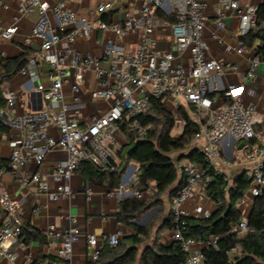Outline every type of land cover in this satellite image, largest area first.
I'll list each match as a JSON object with an SVG mask.
<instances>
[{"label":"built area","instance_id":"2783aa9c","mask_svg":"<svg viewBox=\"0 0 264 264\" xmlns=\"http://www.w3.org/2000/svg\"><path fill=\"white\" fill-rule=\"evenodd\" d=\"M68 1L16 0L11 21H0V40L11 42L18 35L21 20L27 15L36 16L30 36L23 43L29 45L32 39H37L39 52L27 58L17 74L31 78L23 84L25 88L36 82L35 89L45 101L37 111L14 116L17 94L4 92L6 107L0 110V124L20 134V142L11 149L5 171L21 186H34L36 194H49L54 202L69 201L75 197L70 183L79 162H90L102 170L113 169L114 151L130 143L123 126L129 124L138 137H144L151 126L143 127L139 118L148 114L151 100H160L164 108L177 113L183 108L190 115V122L198 126L192 143L214 174H221L215 163L220 159L222 142L229 138L235 144H243L241 151L247 165L243 174L251 182L237 207L245 199L253 203L264 192V147L260 145L262 135L258 132L264 117L247 99L256 96L249 85L255 82L261 61L255 49L247 47L241 39L254 28L258 5H242L237 0L224 2L221 8L213 10L215 20L206 36L208 19L201 0H131L133 5L117 21L103 19L112 9L110 1L100 2L85 16L71 9ZM2 7L9 8L7 4ZM228 11L236 19L232 31L226 24ZM158 28L169 31L174 51L158 49L155 39ZM98 31L108 34L98 43L101 56L83 55L76 50L79 41ZM127 38L134 39L133 46ZM209 41L229 57L245 60L246 70L241 71L236 62L213 58ZM0 59H6L2 50ZM40 65L46 68L43 77L48 86L39 74ZM90 72L93 86L85 90ZM66 87L70 93L68 100ZM53 151H62L66 157L55 164L47 177L36 170L18 175L25 167L41 166ZM175 167L185 184L170 205L169 239L180 245L186 256L185 264H204L205 244L183 235L189 216L185 205L197 187L202 196L206 195L212 176L197 162L185 160ZM3 173L0 169V175ZM136 173L137 165L128 163L121 173L119 188L110 191L108 197L116 201L129 196L138 200L152 197L154 184L145 191H126L135 184ZM224 180L228 183L225 176ZM84 194L90 201L92 189L86 187ZM0 212V264H31L33 256L22 236L20 203L1 187ZM65 218L68 221L65 230L48 224L44 235L49 247L58 242L56 254L66 261L71 259L73 247L83 236L89 248V262L98 264L104 245L115 247L124 235L120 222L112 234L83 235L78 217L68 214ZM249 231L248 216L242 215L229 233L245 235ZM217 241L213 237L206 245L216 248Z\"/></svg>","mask_w":264,"mask_h":264},{"label":"trees","instance_id":"16d2710c","mask_svg":"<svg viewBox=\"0 0 264 264\" xmlns=\"http://www.w3.org/2000/svg\"><path fill=\"white\" fill-rule=\"evenodd\" d=\"M256 17L254 28L241 42L254 48L261 63H264V3L258 5ZM25 62L26 59L22 57L13 60L0 59V110L6 107V99L1 90L2 82L16 76ZM179 114L184 127L182 134L174 138L170 135L174 127L173 116L165 110L160 100H151L148 114L139 118L143 127L151 126V129L140 138L130 129L129 124L123 126L130 143L114 151L113 169L102 170L90 162H79L76 171L84 179L93 184L104 185L110 190L119 188L121 173L130 162L137 165L136 181L132 186L134 190L145 191L150 184L155 186V193L148 202L144 203L132 196L118 201L117 221L124 226H131L134 233L118 239L115 247L106 243L98 264H185L186 256L180 245L167 241L160 243L158 239L147 244L152 226L139 228L130 223L145 214L151 206L161 204L166 196L172 203L185 184L175 165L185 160L202 164L205 171L212 176L205 191L216 205L215 212L208 218L188 216L183 229L184 237L205 244L202 249L204 264H264V192L253 202L248 216L249 233L230 234L231 226L240 219L237 204L247 193L251 181L242 174L229 185L223 174H214L192 143L198 126L190 122V115L183 108H180ZM6 132L8 129L0 124V134ZM173 153H178L175 160L171 157ZM1 218L0 212V221ZM163 226L170 228V211ZM22 236L27 245L35 240L45 242L43 233L24 223ZM213 237L218 238L216 248L206 245ZM141 247L142 252L138 256ZM232 249H235L234 253L231 252Z\"/></svg>","mask_w":264,"mask_h":264},{"label":"crops","instance_id":"0c3cea01","mask_svg":"<svg viewBox=\"0 0 264 264\" xmlns=\"http://www.w3.org/2000/svg\"><path fill=\"white\" fill-rule=\"evenodd\" d=\"M47 1L49 3H54L57 0ZM102 1H110L112 3V9L110 12L103 16V19H106L107 21L121 20L123 12L133 5L131 0H69L68 6L79 15L85 16L93 11ZM201 1L206 5L205 14L208 21L205 35L208 36V32L212 29L215 20L213 10L221 8L222 4L228 0ZM237 1L242 5H260L264 3V0ZM3 4L9 6L8 10L3 9ZM135 6H137V4H135ZM15 8L16 0H0V21L9 23L15 13ZM35 20V15L25 16L20 22L18 35L13 41L8 42L0 40V50L5 53L6 59L13 60L21 57L27 59L39 52V41L37 39H32L29 45L23 43L24 38L30 36V29ZM226 24L229 31H232L236 25V19L230 11H228L226 15ZM107 36V33L98 31L94 33L91 38L79 41L76 45V50L83 55L90 54L101 56L102 49L98 43ZM155 39L158 42V49L174 51V47L170 44L169 31L167 29L158 28L155 32ZM127 42H129L131 46L134 45V39L127 38ZM209 45L211 47V56L213 58L222 59L227 62H236L241 71L246 70L247 63L245 60L229 57L224 53L221 47L217 48L212 41H209ZM45 69L46 68L43 65H40L39 74L42 76V81L48 86V81L43 77ZM0 73H2L1 67ZM28 80H31V78L22 77L16 74V76L1 84L3 95H5L4 92H6V90L17 94V100L12 109V114L14 116H19L29 111H37L45 104L40 93L35 89L36 82L28 83L26 88L23 86ZM92 86L93 74L90 72L86 76L84 88L85 90H89ZM249 86L255 90L256 96L248 97L247 100L252 101L257 112L264 117V69H262L261 66H259L257 70L255 82ZM64 92L66 96L65 98L68 100L70 95L69 89L66 87ZM258 132L262 135V142L260 145L264 147V124L258 128ZM51 133L54 134L55 132L51 131ZM19 142L20 134L16 131H8L0 136V169L4 171V173L0 175V187L2 190L7 191L15 201L20 203V217L22 223L28 224L32 229L37 230L44 235L45 228L48 224H53L57 229L65 230L68 227V221L65 216L70 214L79 218V227L83 235L86 233H92L97 236L108 235L117 230L118 221L116 214L118 212V201L108 197V193L112 190L104 185L91 183L84 179L78 171L73 174L70 183L71 189L75 193V197L69 201L61 200L54 202L49 194H36L34 186L23 187L18 184L15 177L10 172L5 171V168L11 149L18 145ZM240 144L241 143L235 144L234 141L229 138L225 139L220 146V159L215 163L220 173L228 179L229 185L233 184V181L244 173L247 166L244 153L241 151V148H239ZM65 157L66 154L64 152L53 151L47 155L41 166L25 167L19 171L18 175L20 176L24 173H30L32 170H36L41 173L42 177H47L55 164ZM223 161H229L230 164L224 165L222 163ZM131 163L132 162H130V164ZM132 164L136 165L135 163ZM86 187L92 189L90 201L85 199L84 189ZM126 191L130 192L135 190L130 187L126 188ZM150 198L151 197H145L141 201L145 203L150 201ZM170 205L171 202L166 196L163 198L161 204L151 206L145 214L130 222L131 225L139 228L152 226L149 235L150 242H147V244H150L154 239H158L160 243L166 241L170 242V228L163 226L166 217L169 215ZM185 207L190 217L197 218H207L216 210V205L207 195L202 196L198 187L189 197ZM252 207L253 203L248 199H245V202L237 208L240 212V216H249ZM134 221L137 223L134 224ZM133 233L134 231L131 226H124L123 237H127ZM58 246V242H55L52 247H49L46 238L44 243H41L39 240L28 243L29 251L33 256V262L31 264H91L88 260L89 248L84 236L80 239L79 243L73 247L72 257L69 261L57 256L56 250ZM141 252L142 247L139 249L138 256ZM3 264L7 263L5 262Z\"/></svg>","mask_w":264,"mask_h":264},{"label":"rangeland","instance_id":"374dc122","mask_svg":"<svg viewBox=\"0 0 264 264\" xmlns=\"http://www.w3.org/2000/svg\"><path fill=\"white\" fill-rule=\"evenodd\" d=\"M260 66H261L262 69H264V63H261ZM165 110L168 111V113H170L173 116V118H174V127H173V129L171 131V135L174 138H178L181 135L182 129H183V121H182V119L180 117V114L177 113V112H174V110L172 111V110L167 109V108H165ZM177 156H178V153L171 154V157L174 160L177 158ZM147 242H150V241L148 240Z\"/></svg>","mask_w":264,"mask_h":264},{"label":"water","instance_id":"95a60500","mask_svg":"<svg viewBox=\"0 0 264 264\" xmlns=\"http://www.w3.org/2000/svg\"><path fill=\"white\" fill-rule=\"evenodd\" d=\"M242 146H243V144H240V147H239V148H241ZM133 223H134V224H136L137 222H136V221H134Z\"/></svg>","mask_w":264,"mask_h":264}]
</instances>
